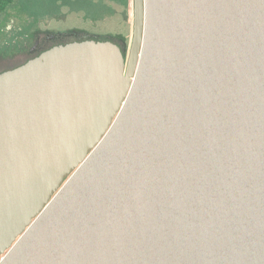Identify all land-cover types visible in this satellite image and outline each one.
Masks as SVG:
<instances>
[{"label":"water","instance_id":"water-1","mask_svg":"<svg viewBox=\"0 0 264 264\" xmlns=\"http://www.w3.org/2000/svg\"><path fill=\"white\" fill-rule=\"evenodd\" d=\"M132 15L0 72V264H264V0Z\"/></svg>","mask_w":264,"mask_h":264},{"label":"rangeland","instance_id":"rangeland-1","mask_svg":"<svg viewBox=\"0 0 264 264\" xmlns=\"http://www.w3.org/2000/svg\"><path fill=\"white\" fill-rule=\"evenodd\" d=\"M80 2L67 7L60 1L57 2L58 6L49 1V4H52L45 8L47 1L44 0L40 6L51 14L42 13L43 10L39 9L30 11L28 0H13L9 6L1 10L0 72L23 63L30 57L28 52L35 46L37 38H44L50 34L66 33L63 39L54 38L55 41L50 47L94 38L111 40L123 46L127 53L132 39V0H127V7L106 1L105 13L100 17H96L94 13L102 8H85L86 3L82 0ZM74 8L76 9L73 10Z\"/></svg>","mask_w":264,"mask_h":264},{"label":"trees","instance_id":"trees-1","mask_svg":"<svg viewBox=\"0 0 264 264\" xmlns=\"http://www.w3.org/2000/svg\"><path fill=\"white\" fill-rule=\"evenodd\" d=\"M47 1V7H50V5L53 4H57L58 1H60L63 6H69L71 7V5L73 6L76 2L79 4L81 3V0H45ZM49 1L52 2L49 4ZM76 1V2H75ZM84 3H86L87 6H85V8H90V9H97V8H102V10H99L97 12L94 13V15H96V17H100L103 15V13H105V2H115L117 4H120L122 6L127 7L128 3L127 0H82ZM13 2V0H0V11L4 10L7 6H9L11 3ZM75 2V3H74ZM44 3V0H42V3H40V0H28V9L30 11H32L33 9H39L40 11L43 10L42 13H46V14H51L50 11L46 10L44 11V8L40 5H42ZM60 3V4H61ZM58 6V4H57ZM60 7V6H59ZM76 8H74L73 10H75ZM35 12V11H34ZM89 14V13H88ZM66 33H59V35H56L57 38H62ZM63 39V38H62Z\"/></svg>","mask_w":264,"mask_h":264},{"label":"flooded vegetation","instance_id":"flooded-vegetation-1","mask_svg":"<svg viewBox=\"0 0 264 264\" xmlns=\"http://www.w3.org/2000/svg\"><path fill=\"white\" fill-rule=\"evenodd\" d=\"M59 35V33L57 34ZM54 38L56 39V35H47L44 38H37L36 42H35V46H33L29 52L28 55L30 56L28 59H26L24 62H26L27 60L39 55L42 51L50 48V44L52 42H54ZM52 40V41H51ZM121 48H124L123 46L119 45ZM23 62V63H24ZM22 64V63H21ZM20 64V65H21Z\"/></svg>","mask_w":264,"mask_h":264}]
</instances>
